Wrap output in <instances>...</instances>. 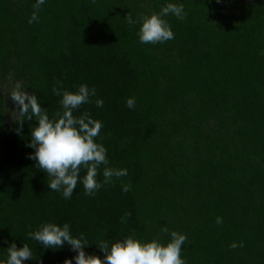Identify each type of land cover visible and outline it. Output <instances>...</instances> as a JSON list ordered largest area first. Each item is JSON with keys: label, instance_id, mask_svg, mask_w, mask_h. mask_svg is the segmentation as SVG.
I'll return each mask as SVG.
<instances>
[{"label": "trees", "instance_id": "1", "mask_svg": "<svg viewBox=\"0 0 264 264\" xmlns=\"http://www.w3.org/2000/svg\"><path fill=\"white\" fill-rule=\"evenodd\" d=\"M168 2L186 13L164 17L174 39L140 43V24L125 17ZM34 3L0 0V260L15 243L32 249L24 264H64L76 255L69 245L46 249L28 233L67 222L100 258L102 241L166 243L177 231L185 264H264V0H46L28 23ZM57 81L96 89L73 115L101 121L109 167L127 169L91 196L79 182L67 200L48 188L29 158L36 122L19 125L11 98L34 92L54 119Z\"/></svg>", "mask_w": 264, "mask_h": 264}, {"label": "clouds", "instance_id": "2", "mask_svg": "<svg viewBox=\"0 0 264 264\" xmlns=\"http://www.w3.org/2000/svg\"><path fill=\"white\" fill-rule=\"evenodd\" d=\"M45 3L46 0H35L28 23L38 22V12ZM170 14L184 20L186 13L183 4L168 2L158 13L144 14L138 20L127 15L125 20L130 25L140 24L137 33L140 43H164L174 39L171 25L164 19ZM57 84L59 87L53 86L52 93L61 97L59 103L63 111L57 113L54 119H50L34 92L30 94L25 89L17 88L11 93L12 100L18 105L19 125L26 120L36 122L30 130L28 147L34 151L29 158L34 159L36 166L50 178L48 188L61 193L64 199L71 198L78 182L83 185L85 194L91 196L104 184L111 183L114 177L126 176L127 169L109 167L107 149L96 142L103 123L93 119L87 112L79 116L73 115L81 105L92 102L96 89L80 84L75 91H69L59 81ZM103 103L102 99H95L96 107H103ZM126 107L133 109L135 99L127 98ZM102 165L104 179L100 182L96 177ZM82 169L86 173L83 177L80 176ZM130 187V184L122 183V191L127 192ZM129 215L130 213H125L121 223ZM216 222L222 223V218L217 217ZM163 230L168 231L167 228ZM168 234L170 239L166 243L155 238L142 241L133 236L116 239L114 242L102 241L98 248L104 253L103 258L86 254L84 249L89 244L83 234L73 236L67 222L62 226L53 222L42 223L36 230L29 232L28 237L46 249H59L65 244L69 245L76 255L71 260L66 259L64 264H73V260L75 264H185L181 250L187 240L186 234L177 231ZM237 246L236 243L231 244L233 248ZM239 246L242 247L243 244ZM31 260L33 252L27 244L17 247L15 243H11L7 247L6 260H0V264H24Z\"/></svg>", "mask_w": 264, "mask_h": 264}]
</instances>
